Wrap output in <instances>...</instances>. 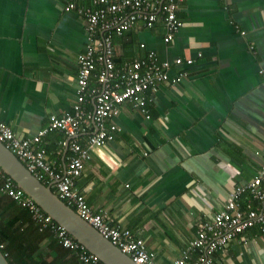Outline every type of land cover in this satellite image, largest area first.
I'll return each instance as SVG.
<instances>
[{"label":"crops","instance_id":"crops-1","mask_svg":"<svg viewBox=\"0 0 264 264\" xmlns=\"http://www.w3.org/2000/svg\"><path fill=\"white\" fill-rule=\"evenodd\" d=\"M70 2L91 5V0H0V121L20 137L32 138L50 115L70 111L74 102L76 58L86 35L81 15L65 10ZM177 17L183 24L168 44L161 20L113 36L116 64L146 51L159 61L192 63L169 70L170 77L178 71L188 75L150 95L148 119L122 104L106 122L118 128L114 139L90 149L74 180L92 209L106 211L111 224L144 241L161 264H172L198 227L264 164V0H182ZM76 139L84 145L87 135ZM69 141L57 131L41 138L56 170L68 163ZM249 199L241 197V209ZM14 215L8 211L5 217L10 221ZM28 226L23 217L14 229ZM41 234L39 254L50 262L52 237ZM242 237L217 250L214 263L264 264V234L253 227ZM188 255V264L195 262L196 251Z\"/></svg>","mask_w":264,"mask_h":264},{"label":"built area","instance_id":"built-area-1","mask_svg":"<svg viewBox=\"0 0 264 264\" xmlns=\"http://www.w3.org/2000/svg\"><path fill=\"white\" fill-rule=\"evenodd\" d=\"M181 1L91 0L88 8L68 3L65 10H75L81 15L86 35L85 47L76 58L78 71L71 110L59 116L50 115L48 124L32 138L20 137L9 125L0 121V142L37 180L49 185L61 201L136 264L161 262L155 254L147 251L144 241L136 239L128 229L111 224L106 211L92 209L74 188V180L81 175L85 162L90 159V149L114 139L118 128L106 122L117 115L122 104H131L148 119L150 95L162 85H176L187 77L186 71H178L170 77L169 70L182 64L189 65L191 59L159 61L154 51H146L141 58L116 64L112 43L113 36H122L138 23L151 28L158 20L162 24L163 42H172L183 24L177 17ZM234 28L238 31L237 27ZM139 47L143 49L144 45ZM54 131L70 139L67 145L71 154L63 171L56 170L52 163L47 162L46 150L40 145L41 138ZM79 133L87 135L84 145L76 139ZM0 174V193L27 211L38 232L48 233L81 264H103L43 212L1 169ZM244 194L250 198L246 210L241 209L239 203ZM251 202H256L259 207L252 209ZM253 227L264 234V164L252 180L239 185L229 194L219 212L198 227L195 237L188 242V248L172 264H188L190 250H195L197 256L192 264H216L213 254L231 240L243 238V233ZM2 248L3 245H0Z\"/></svg>","mask_w":264,"mask_h":264},{"label":"water","instance_id":"water-1","mask_svg":"<svg viewBox=\"0 0 264 264\" xmlns=\"http://www.w3.org/2000/svg\"><path fill=\"white\" fill-rule=\"evenodd\" d=\"M0 169L75 241L84 246L89 253L96 255L101 263L136 264L61 201L49 185L37 180L1 142ZM0 264H9L1 249Z\"/></svg>","mask_w":264,"mask_h":264},{"label":"trees","instance_id":"trees-1","mask_svg":"<svg viewBox=\"0 0 264 264\" xmlns=\"http://www.w3.org/2000/svg\"><path fill=\"white\" fill-rule=\"evenodd\" d=\"M2 186V179H0V188ZM0 205L3 213L0 215V245L5 244V248L1 249L9 264H57L56 260L60 258L65 261L64 264H79L77 258L69 251L62 248L54 239H52V248L54 250V257L50 262L43 259V255L39 254V236L43 237L37 231L36 226L32 223L29 214L24 209L19 207L9 197L0 193ZM0 206V207H1ZM8 211L14 212V217L10 221L5 217ZM29 222L26 229L20 230L18 227L14 229L17 220ZM34 234V235H33ZM57 250L59 253H56ZM70 254V259L66 261L67 254ZM63 264V263H62Z\"/></svg>","mask_w":264,"mask_h":264},{"label":"rangeland","instance_id":"rangeland-1","mask_svg":"<svg viewBox=\"0 0 264 264\" xmlns=\"http://www.w3.org/2000/svg\"><path fill=\"white\" fill-rule=\"evenodd\" d=\"M39 243V242H38ZM3 245V247L5 248V246H7V245H5V244H2Z\"/></svg>","mask_w":264,"mask_h":264}]
</instances>
